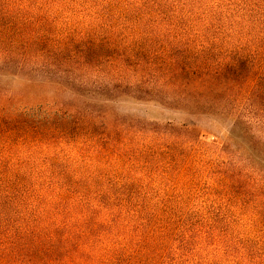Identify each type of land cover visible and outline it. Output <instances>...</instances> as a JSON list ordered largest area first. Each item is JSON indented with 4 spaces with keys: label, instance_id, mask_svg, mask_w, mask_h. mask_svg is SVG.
Masks as SVG:
<instances>
[{
    "label": "trees",
    "instance_id": "1",
    "mask_svg": "<svg viewBox=\"0 0 264 264\" xmlns=\"http://www.w3.org/2000/svg\"><path fill=\"white\" fill-rule=\"evenodd\" d=\"M103 1L0 0V264H156L165 234H125L75 169L145 138L208 157L207 195L264 247V0Z\"/></svg>",
    "mask_w": 264,
    "mask_h": 264
},
{
    "label": "rangeland",
    "instance_id": "2",
    "mask_svg": "<svg viewBox=\"0 0 264 264\" xmlns=\"http://www.w3.org/2000/svg\"><path fill=\"white\" fill-rule=\"evenodd\" d=\"M104 3L111 5L114 0ZM230 125L231 120L224 118L211 129L213 134L211 130L210 134L201 132L199 143L220 145ZM141 145L117 167L106 160L77 165L90 204L98 209L96 196L100 194L118 216L133 218L128 224L121 222L127 227L125 234L130 227L142 228L145 221L147 227L152 226L150 240L157 243V237L164 233V247L151 248V253L159 256L153 257L156 264H261L264 247L257 244L259 231L250 224L249 216L238 209L225 214L217 210L222 200L207 195L211 184L205 168L208 157L203 159L197 151L183 146L167 149L166 143L152 138H145ZM125 238L137 241L138 237L129 234ZM160 254H165L163 259Z\"/></svg>",
    "mask_w": 264,
    "mask_h": 264
}]
</instances>
